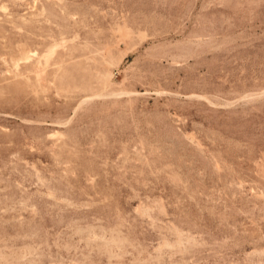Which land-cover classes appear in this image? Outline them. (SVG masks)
I'll return each instance as SVG.
<instances>
[{"label": "rangeland", "instance_id": "374dc122", "mask_svg": "<svg viewBox=\"0 0 264 264\" xmlns=\"http://www.w3.org/2000/svg\"><path fill=\"white\" fill-rule=\"evenodd\" d=\"M0 264H264V0H0Z\"/></svg>", "mask_w": 264, "mask_h": 264}, {"label": "bare ground", "instance_id": "6f19581e", "mask_svg": "<svg viewBox=\"0 0 264 264\" xmlns=\"http://www.w3.org/2000/svg\"><path fill=\"white\" fill-rule=\"evenodd\" d=\"M51 53V52H50ZM51 55V54H50Z\"/></svg>", "mask_w": 264, "mask_h": 264}]
</instances>
